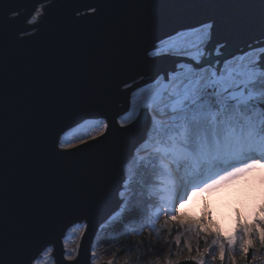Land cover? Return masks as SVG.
I'll return each mask as SVG.
<instances>
[{"label": "water", "instance_id": "95a60500", "mask_svg": "<svg viewBox=\"0 0 264 264\" xmlns=\"http://www.w3.org/2000/svg\"><path fill=\"white\" fill-rule=\"evenodd\" d=\"M207 23L228 58L264 51V0H0V264H35L47 247L55 264H92L126 162L150 130L144 109L120 120L137 86L176 63L146 51ZM101 120V137L60 148L66 132ZM78 225L87 227L69 261Z\"/></svg>", "mask_w": 264, "mask_h": 264}, {"label": "snow or ice", "instance_id": "6c2138e0", "mask_svg": "<svg viewBox=\"0 0 264 264\" xmlns=\"http://www.w3.org/2000/svg\"><path fill=\"white\" fill-rule=\"evenodd\" d=\"M40 11V8L35 10L30 23L37 20ZM213 30V24L207 23L192 31L177 32L146 51L151 60L174 57L176 63L172 69L157 74L151 83L137 86L131 109L120 120L121 127H126V122L144 109L150 116V130L147 139L126 162L118 192V210L106 218L107 222L120 223L141 213L134 183L153 194L158 192L160 210L153 215L157 221L163 215L164 224L168 226L179 218L177 209L190 197L208 193L257 170L264 173V55H257L254 50L241 57L228 58L223 45H211ZM93 127L100 128L103 135L109 123L101 120ZM75 131L72 129L64 134L65 138L59 140L60 148L76 147L66 139ZM77 138L81 143L95 139ZM148 145H151V152L141 155ZM149 176L151 182L147 179ZM156 181L159 182L158 190L150 186ZM181 183L185 195L173 199ZM167 205L171 206V219ZM258 224L259 229L244 226L239 236L227 239L208 229L203 234L204 251L196 247L198 264H204L208 255L221 264L226 259L235 264L238 239L240 251L244 253L249 251L253 235H258L264 243V219ZM181 227L195 239L201 238L200 228ZM176 239L179 242L180 238ZM209 241L214 247L208 246ZM187 247L191 252L193 245L189 242ZM43 251L41 260L47 261L53 250L47 247ZM91 256L94 261L96 253L92 252ZM56 259L52 257L53 262Z\"/></svg>", "mask_w": 264, "mask_h": 264}, {"label": "rangeland", "instance_id": "374dc122", "mask_svg": "<svg viewBox=\"0 0 264 264\" xmlns=\"http://www.w3.org/2000/svg\"><path fill=\"white\" fill-rule=\"evenodd\" d=\"M263 52L262 50L256 53L260 55ZM137 118L138 116H134L131 121H127L126 126L132 124ZM98 122L84 123L66 139L71 140L78 147L93 139L89 138L86 142L81 143L77 137L87 136L95 137V139L101 137V129L93 127ZM76 147L64 149L70 150ZM150 152L151 145H148L140 154L148 155ZM152 186L158 190L159 182L156 181ZM178 190L179 188L175 189L173 199L185 195V192L181 193ZM148 194L150 196L149 207H147L148 211L145 212L147 219L144 224L136 226L133 230H128L124 238L126 243L123 245L119 243L112 251L102 249L99 244L95 243L93 252L96 253V259L94 261L92 259V264H109V261L112 264H182L184 261H197L195 259L196 247L198 245L200 251H204L206 245L203 234L208 229H211L213 233H220L223 238L227 239L231 236H239L240 229L244 226L250 228L255 226L259 229L258 221L264 219V212H262L264 209V173L259 170L230 181L208 193L190 197L187 203L177 209L176 214L179 218L172 220L168 226L164 224L165 217L163 215L158 221L153 215L154 212L160 210L158 192L153 194L149 191ZM167 206L169 219H171V206ZM109 225L110 223L107 224L106 228ZM181 225H192L200 228L201 238L197 240L193 234L185 233ZM84 226H75L69 231L65 239L66 253H75L71 256L66 255V259L69 261H74L78 256L82 237L86 231ZM111 235L108 233L107 239L112 240L113 236ZM177 237L180 238L179 242H177ZM251 239L252 243L247 253L240 251V241L237 240L235 264H264V243L261 242L258 235H253ZM114 240L117 241L118 239ZM189 242L193 245L191 252L187 247ZM208 246L214 247L210 245V241ZM52 255L53 251L47 261H42L43 254L35 264L38 262L39 264H55V261H52ZM204 264H221V262L219 260L213 261L211 255H208L204 258ZM223 264H232V261L226 259Z\"/></svg>", "mask_w": 264, "mask_h": 264}, {"label": "trees", "instance_id": "16d2710c", "mask_svg": "<svg viewBox=\"0 0 264 264\" xmlns=\"http://www.w3.org/2000/svg\"><path fill=\"white\" fill-rule=\"evenodd\" d=\"M138 180H141V177H137ZM147 179L152 180V177L149 176ZM152 186V185H150ZM134 189L136 190V197L135 199L137 202H139L142 206V211L136 218H130L126 221H122L120 223H117L115 221H111L110 225L106 228H103L100 235L98 236V239L96 241L97 244H99L100 248L105 249L107 251H112L115 246H117L119 243L124 244L126 243L124 238L126 237L128 230H133L136 226H140L144 224L147 217L145 216V212L148 211L149 207V199L150 196L148 194V190L141 188L138 183L133 184ZM110 231V232H109ZM108 233H111L113 236V239H107ZM118 239L115 241L114 239ZM175 248V247H174ZM101 249V250H102ZM152 254V253H151ZM150 254V255H151ZM154 254V252H153ZM249 258V256H248ZM249 260V259H248Z\"/></svg>", "mask_w": 264, "mask_h": 264}, {"label": "bare ground", "instance_id": "6f19581e", "mask_svg": "<svg viewBox=\"0 0 264 264\" xmlns=\"http://www.w3.org/2000/svg\"><path fill=\"white\" fill-rule=\"evenodd\" d=\"M179 188V190L178 191H180L181 193L182 192H185L184 191V186H183V184L181 183V185L178 187ZM179 197V196H178ZM180 198V197H179ZM69 234V233H68Z\"/></svg>", "mask_w": 264, "mask_h": 264}]
</instances>
